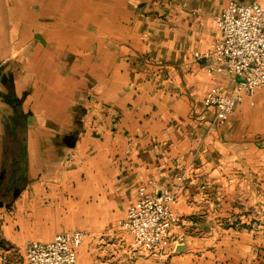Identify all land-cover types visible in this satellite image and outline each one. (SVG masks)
I'll return each mask as SVG.
<instances>
[{
	"label": "crops",
	"instance_id": "1",
	"mask_svg": "<svg viewBox=\"0 0 264 264\" xmlns=\"http://www.w3.org/2000/svg\"><path fill=\"white\" fill-rule=\"evenodd\" d=\"M230 1L0 0V264L77 231L78 264H264V88L218 123L205 97L239 78L196 57ZM180 176L168 256L146 252L122 222Z\"/></svg>",
	"mask_w": 264,
	"mask_h": 264
},
{
	"label": "built area",
	"instance_id": "2",
	"mask_svg": "<svg viewBox=\"0 0 264 264\" xmlns=\"http://www.w3.org/2000/svg\"><path fill=\"white\" fill-rule=\"evenodd\" d=\"M214 20L221 38L208 51L196 53V57L213 59L214 69L223 68L230 76L239 78L233 94L214 88L205 97V105L217 109V122L224 123L245 96H252L264 88V6L256 2L239 4L232 0ZM183 179V176L178 177L175 189H165L160 196L149 195L146 186L139 190V199L129 208L122 228L130 233L140 249L168 256L171 230L180 221L173 206ZM87 237L85 231L65 232L48 242H31L26 252L27 262L78 264V250ZM160 264H167V259Z\"/></svg>",
	"mask_w": 264,
	"mask_h": 264
},
{
	"label": "rangeland",
	"instance_id": "3",
	"mask_svg": "<svg viewBox=\"0 0 264 264\" xmlns=\"http://www.w3.org/2000/svg\"><path fill=\"white\" fill-rule=\"evenodd\" d=\"M1 158H2V156H0V160H1ZM2 162H0V175H1V169H2ZM11 167V166H10ZM12 168H13V166H12ZM11 172V171H10ZM10 179H11V173H9L8 172V175H7V178L6 179H0V189H2L3 187H4V189L9 185V182H10ZM3 193V191L2 190H0V199H2L1 197H2V193Z\"/></svg>",
	"mask_w": 264,
	"mask_h": 264
},
{
	"label": "water",
	"instance_id": "4",
	"mask_svg": "<svg viewBox=\"0 0 264 264\" xmlns=\"http://www.w3.org/2000/svg\"><path fill=\"white\" fill-rule=\"evenodd\" d=\"M0 74L3 75V70L0 69ZM15 179H16V171L13 172V175L11 177V180H10V187L12 188L14 183H15Z\"/></svg>",
	"mask_w": 264,
	"mask_h": 264
},
{
	"label": "trees",
	"instance_id": "5",
	"mask_svg": "<svg viewBox=\"0 0 264 264\" xmlns=\"http://www.w3.org/2000/svg\"><path fill=\"white\" fill-rule=\"evenodd\" d=\"M3 180L6 179V178H2Z\"/></svg>",
	"mask_w": 264,
	"mask_h": 264
}]
</instances>
